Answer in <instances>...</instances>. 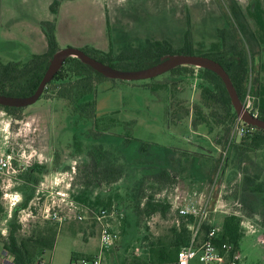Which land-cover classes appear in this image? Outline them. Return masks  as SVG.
Masks as SVG:
<instances>
[{
    "label": "rangeland",
    "instance_id": "rangeland-1",
    "mask_svg": "<svg viewBox=\"0 0 264 264\" xmlns=\"http://www.w3.org/2000/svg\"><path fill=\"white\" fill-rule=\"evenodd\" d=\"M52 1L0 0L2 61L25 62L29 59V30L33 31L41 20L55 19V25L58 20L63 27L61 33L75 42L82 37L95 38L99 35L98 44L101 45L103 40L111 43L108 51L114 54L128 46H143L146 39H165L179 47L187 29L196 50L206 51L212 42L221 41L217 38L219 28L232 32L227 19L230 17L231 1L240 6L252 30H256L257 26L251 13L255 12L259 1L264 10V0H113L108 5V16L105 0H72L63 1L54 15L50 8ZM57 41L60 48L73 46L66 45L64 38ZM255 53L252 78L264 61V46L255 48ZM258 76L264 82V72L261 71ZM155 78L172 79L169 74ZM195 78L183 79L174 89L171 85V90L179 91L174 100H184L187 104L199 101V79ZM70 79L72 76L69 73L65 80ZM151 82L150 79L123 81L104 77L96 83L93 100L99 118L97 124L107 127L97 141L92 139L99 135L91 123L93 119L84 120L72 114L67 100L55 98L51 90L13 113L0 107V124L5 125L6 135L17 134L19 143L32 145L36 140L43 144L48 138L53 156L52 170H67L73 161L76 162L73 183L75 196L79 194V199L74 198L83 207L79 212L83 219H77L76 214L71 212L64 222L52 225L35 210L33 218L21 222L18 211L14 216L12 210L4 224L5 238L11 223L21 224L15 232L18 240H34L40 232L56 230L54 247L45 249L32 264H38L39 258L46 264H70L71 257L91 256L98 252H101L102 264H132L135 258L145 259L148 257L147 250L155 249L157 239L168 240L171 237L175 217L167 207L163 212L156 210L152 213L144 208L150 203H171L175 192L181 194L179 199L184 204L188 191L210 194L208 222L214 220L220 223L226 210H237V203H240L241 211L257 223V229H246L238 242L242 255L240 264H264V247L258 239L264 231V186L263 191L255 193L242 188L244 174L253 180L252 185L264 183V146L252 152L246 150L244 143L240 144L246 134L239 133L240 124L238 126L237 121L229 131L231 141L228 143L223 137V127H217L214 133H209L203 124L194 128L191 113L177 120H168L166 107L169 92L164 89L153 91L146 86ZM55 84L52 82L50 88L53 89ZM254 91L255 85L250 84L245 96V101L252 108L255 104ZM127 138L130 141L124 143ZM142 142L150 146L147 152L140 155L141 159L136 160L133 157L139 152ZM94 143H101L104 148L116 153L125 173L115 183L93 182L83 188L84 167L94 166L90 155V146ZM162 167L174 176L176 190L171 191L170 186L158 189V185L152 184L148 178L136 185L144 175L154 174ZM31 176L35 175L25 170L14 179V189L19 188L23 192L25 189L23 198H31L33 186L28 184L29 181L33 183ZM2 183L3 174L0 173L1 191ZM132 192L144 196L138 205L131 198ZM149 195L152 199L147 202ZM1 201L4 204L3 197ZM214 205L218 207L215 211L212 210ZM99 207L114 209L113 216L108 220L116 238L107 249L100 248L99 228L93 218ZM202 235L198 230L197 237ZM154 255L155 252L150 254L149 264H156Z\"/></svg>",
    "mask_w": 264,
    "mask_h": 264
},
{
    "label": "trees",
    "instance_id": "trees-1",
    "mask_svg": "<svg viewBox=\"0 0 264 264\" xmlns=\"http://www.w3.org/2000/svg\"><path fill=\"white\" fill-rule=\"evenodd\" d=\"M61 1L63 0L52 1L50 8L53 14L56 13ZM229 13L230 17H227V19L231 26L230 29L232 28V32H226L227 29L219 28L217 30V38L221 41L219 43L212 42L211 47L206 51L196 50L192 43L189 29L185 31L183 43L179 47H174L165 39H146L143 46H128L117 54L88 46L81 49L97 60L122 70H134L151 66L159 62L162 56L172 53H197L211 57L218 61L229 74L241 101L245 99L248 86L250 84L255 85V104L252 112H256L258 117L264 119V82H261L258 76V73L261 71L264 72V61L260 65V70L255 71V76L252 78V67L255 64V48L264 46V10H262L261 2L259 1L256 5L255 12L251 13L257 26L256 30L250 28L245 13L237 2L231 1L229 4ZM41 26L47 40V50L45 52L33 54L25 62H4L0 59V94L28 96L35 91L48 65L49 59L54 51L59 48L55 36L54 20L42 21ZM69 73L72 79L66 81V75ZM166 74H169L172 79L169 81L166 79L156 80L157 78L154 77L150 79L153 82L146 83V86L153 91L164 89L169 92V101L166 107L167 119L173 121L179 119L182 115L191 113L192 126L194 128L203 124L209 133H214L217 127H223L225 131V136L223 137L230 143L229 131L236 121L238 122V117L230 103L229 95L221 79L209 69L189 65L176 66L159 76L162 77ZM194 77L199 79V101L187 104L184 100H174L176 93L179 91L171 90V85L174 89L175 85L181 84L183 79L189 78L191 80ZM101 78L104 77L88 65L83 64L76 57H68L43 90V93H50L51 90L55 98L67 100L72 114H76L78 117L81 116L84 120H88L87 118L93 119L91 123H93L94 130L99 132V135L92 138L95 141L100 140L107 129L102 124H97L99 118L97 117L95 102L93 100L95 85ZM52 82L56 83L53 89L50 88ZM0 107L8 113H13L23 108L1 105ZM247 127L251 130L242 138L240 144L244 143L245 149L248 151H256L264 146V130L249 125ZM244 139H246V142H244ZM129 141L130 139L127 138L124 143ZM149 146V143H140L138 148L139 152L133 158L139 160L140 155L147 152ZM90 155L94 161V166L91 168L88 166L84 167L83 184H81L83 188L93 182L98 184L115 183L124 175V166L117 161V154L111 149L104 148L101 143H94L90 146ZM125 157L128 158L127 156ZM170 158L172 159L173 156L171 155ZM35 165L31 166V168ZM147 178L151 180L152 184L158 185V189L170 186V190L173 191L175 188L174 184L176 180L166 168L162 167L154 174L144 175L143 178L136 182V185L137 183L138 185L142 184L144 179ZM31 181L35 184L38 178L34 177ZM252 182L253 180L247 174L243 175L242 188L244 191L247 190L250 193L263 191V182H257L253 185L251 184ZM72 195L76 199H79V194L75 196V189ZM1 197L2 191L0 190V212L4 210ZM131 198L138 205L144 196L132 192ZM150 199H152L151 195L148 196L147 202ZM28 201L29 199L23 198L22 202L13 209V215H16L19 208L25 207ZM163 203H150V206H146L144 209L152 213L156 210L163 212L167 207L175 217L171 237L168 240L157 239L155 249L149 248L147 250L148 257L145 259L135 258L132 260V264H149L151 259L149 256L152 252H155L156 264H173L176 260L177 250L190 243L192 238L191 227L194 224V218L190 215H180L172 208L170 202ZM240 206H238V210H242ZM45 220L52 225H57L58 223L54 219ZM20 225L18 222L9 225L8 235L3 239V247L13 255V264H32L45 249H52L54 247L57 232L55 229H50L49 231L40 232L34 240L32 238L18 240L15 232L20 228ZM210 225L208 222L201 223L199 231L203 235L202 237H197V240H202L205 237ZM218 225L214 244L219 247L222 243L228 242L233 244L234 248L238 250V242L244 235V230L240 226V217L236 214L225 215ZM31 241L32 244H30ZM31 247L32 250H30ZM38 248L39 251H37Z\"/></svg>",
    "mask_w": 264,
    "mask_h": 264
},
{
    "label": "built area",
    "instance_id": "built-area-1",
    "mask_svg": "<svg viewBox=\"0 0 264 264\" xmlns=\"http://www.w3.org/2000/svg\"><path fill=\"white\" fill-rule=\"evenodd\" d=\"M243 104L252 112L253 108L245 99ZM239 124V133L246 134L250 132L251 129L238 119V126ZM42 160H44V157L41 153L34 145L29 143H19L15 152L9 151L0 155V173L3 174L2 197L7 205L8 216H11L12 210L23 200L20 192L14 189L16 184L14 179L21 171L32 166L34 162H41ZM75 173L76 162L73 161L67 170L53 171L44 175L37 183L34 197L28 201L25 207L19 208V220L24 222L28 221V218H33L36 214L34 213L35 210H38L43 218L54 219L58 223L64 222L71 212L76 214L77 219H83L84 216L79 214L83 207L72 195L75 189L73 184ZM204 194L193 192L190 195L191 200L185 201L184 198V204L180 202L181 194L178 195L176 192L173 194L172 208L180 215H190L194 218V224L191 227V241L188 245L177 250L176 260L173 264H240L242 255L239 250L234 248L233 244L224 242L219 247L214 244L218 230L217 225L211 224L205 237L202 240L196 239L200 225L207 221L206 218L211 209L209 206L210 194ZM202 196L204 197L203 200ZM237 205L240 206V203H237ZM217 208L214 205L212 210L215 211ZM240 211L238 209L226 210L225 215H238L240 226L244 232L246 229L251 231L257 229V223ZM113 214V208L99 207L93 217L95 223L98 224L100 248L102 249L109 248L116 238V233L108 220ZM258 239L264 247V231L260 233ZM13 261V255L3 249L0 255V264H13ZM38 263L45 264L42 259H39ZM70 264H102V255L101 252H98L91 256L71 258Z\"/></svg>",
    "mask_w": 264,
    "mask_h": 264
},
{
    "label": "water",
    "instance_id": "water-1",
    "mask_svg": "<svg viewBox=\"0 0 264 264\" xmlns=\"http://www.w3.org/2000/svg\"><path fill=\"white\" fill-rule=\"evenodd\" d=\"M68 57H76L83 64L88 65L91 69L105 78L118 79L123 81H134L151 79L159 76L172 68L179 65H189L199 68L209 69L214 72L223 82L229 95L230 103L236 112L238 119L249 126L264 130V119L248 110L243 101L240 100L236 89L224 67L211 57L202 54H184L172 53L162 56L159 62L140 69L122 70L112 67L106 63L97 60L84 52L81 48L67 46L57 48L49 59L48 65L40 79L35 91L28 96H11L0 94V105L9 107H24L34 103L43 93L47 83H49L55 74L59 71L64 61Z\"/></svg>",
    "mask_w": 264,
    "mask_h": 264
},
{
    "label": "crops",
    "instance_id": "crops-1",
    "mask_svg": "<svg viewBox=\"0 0 264 264\" xmlns=\"http://www.w3.org/2000/svg\"><path fill=\"white\" fill-rule=\"evenodd\" d=\"M63 1H72V0H63ZM63 1H61L59 6L62 4ZM109 3L112 4L113 0H105L106 14L108 16H109L108 8L110 6ZM53 20H55V19H53ZM57 21H56V25H55L56 26L55 27V32L57 34L56 35V39H61V38L66 39V42H65L66 45H73V46H77L78 48H83V47H86V46L94 47V48H97V49H99L101 51H108L111 48V47L109 48V46H111V43L110 44L107 43L106 40H103L101 45L98 44V38L100 37L99 35L97 37H95V38L94 37H91V38H83L82 37V39H80V41H76V42L72 41L71 38H68L66 35L61 33V28H63V27L61 25H59V21H58V24H57ZM41 22H42V20L37 23V26L32 29L33 31H30L31 29L29 30V34L31 35V39H30V47L28 49L29 54H28L27 58H30V56L33 55V54L43 53V52H45L47 50V40H46L45 34H44L43 30H42ZM103 38H104V35L102 36V39ZM57 44H58V41H57ZM16 61H21V60H16ZM36 129L40 130V128H38V127ZM0 132H1V134H0V155L4 154L6 152H9V151L15 152L17 150L18 144H19V142H18L19 138H17V134L13 135V136L12 135H10V136L6 135V133H5L6 132V127H5V125L2 126V124H0ZM47 139H46L45 143H43V144H41V142H39V140H36L37 142L34 143V145L37 148V150L44 157V160H42L41 162H34V164H36V165L33 168H31V166H29V167H27L26 169L23 170V171H25V170L28 171L29 170L28 173H30V172L33 173L35 176H31V178L37 177L38 178L37 183L39 182L40 179H42V177L44 175H46V174H48L50 172H53V171H58V170H52V168H51V164L53 162V156H52V152L50 153V146L48 145ZM37 183L34 184V183H31L30 181L28 183V184H32V186H33L31 198L34 197ZM15 190L20 192V194L22 195V198H23L25 189H24V192H23V190H21L19 188H15ZM187 193L188 194L184 197L185 201H188L189 199L191 200V197H190L191 193H189V191ZM176 194L179 195L180 193L178 192ZM3 207H4L5 210L0 212V233H1L0 234L1 235L0 236V255H1L2 251H3V249H4V247H3V239H5L4 236L6 234L5 233L6 228L4 227V224H5V222L7 221V218H8V211H7L8 209H7V205L5 204V201H4ZM208 223H210V224H214L215 223L214 225L219 226L218 225L219 223L214 222V220H209ZM39 259H42V258H39Z\"/></svg>",
    "mask_w": 264,
    "mask_h": 264
}]
</instances>
